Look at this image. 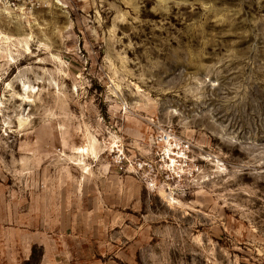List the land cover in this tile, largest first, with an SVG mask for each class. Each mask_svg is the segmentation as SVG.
Returning <instances> with one entry per match:
<instances>
[{
    "label": "rangeland",
    "instance_id": "1",
    "mask_svg": "<svg viewBox=\"0 0 264 264\" xmlns=\"http://www.w3.org/2000/svg\"><path fill=\"white\" fill-rule=\"evenodd\" d=\"M34 3L0 12V264H264V0Z\"/></svg>",
    "mask_w": 264,
    "mask_h": 264
},
{
    "label": "built area",
    "instance_id": "2",
    "mask_svg": "<svg viewBox=\"0 0 264 264\" xmlns=\"http://www.w3.org/2000/svg\"><path fill=\"white\" fill-rule=\"evenodd\" d=\"M31 8V10L34 9L35 7V3H34V0H0V12L1 13H4V14H9V13H12L13 11H20V12H24L26 10H28V8ZM170 140H171V135L168 134L164 137H160V140L159 142L160 143H164V144H170ZM182 149L179 148L178 151H180V155H182L183 157H186V154L189 150V147H186V146H182ZM173 150H171V153L167 152L165 153V157L168 161H170V165H173L174 167V164L175 162L173 163L174 161V157L176 156H173L175 153L172 152ZM164 157V158H165ZM178 159V158H176ZM185 160V159H183ZM122 164V162H120ZM145 166V163H140L138 165L139 169H143ZM180 166L182 167V165L180 164Z\"/></svg>",
    "mask_w": 264,
    "mask_h": 264
},
{
    "label": "trees",
    "instance_id": "3",
    "mask_svg": "<svg viewBox=\"0 0 264 264\" xmlns=\"http://www.w3.org/2000/svg\"><path fill=\"white\" fill-rule=\"evenodd\" d=\"M44 253H38L37 246H34L30 258L24 264H41Z\"/></svg>",
    "mask_w": 264,
    "mask_h": 264
},
{
    "label": "bare ground",
    "instance_id": "4",
    "mask_svg": "<svg viewBox=\"0 0 264 264\" xmlns=\"http://www.w3.org/2000/svg\"><path fill=\"white\" fill-rule=\"evenodd\" d=\"M22 14H24V12H22ZM26 39H30V35H26ZM16 39H14V38H10V37H7V36H5L4 35V38H3V44H10L11 43V41H15ZM26 47H27V50H29V45H28V42H26ZM28 91V90H27ZM26 91V92H27ZM26 92H24V93H26ZM30 93H32V92H30ZM27 94H29V93H27ZM25 102V101H24ZM31 102V101H30ZM29 103V102H28ZM22 125V124H21ZM173 201H174V198H173Z\"/></svg>",
    "mask_w": 264,
    "mask_h": 264
}]
</instances>
